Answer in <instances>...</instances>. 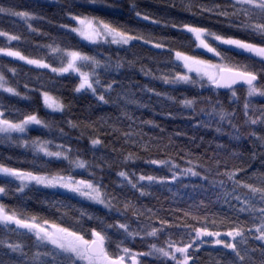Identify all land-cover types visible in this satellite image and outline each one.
<instances>
[{
  "label": "snow or ice",
  "instance_id": "snow-or-ice-1",
  "mask_svg": "<svg viewBox=\"0 0 264 264\" xmlns=\"http://www.w3.org/2000/svg\"><path fill=\"white\" fill-rule=\"evenodd\" d=\"M155 2L0 0V264H264V0Z\"/></svg>",
  "mask_w": 264,
  "mask_h": 264
},
{
  "label": "trees",
  "instance_id": "trees-1",
  "mask_svg": "<svg viewBox=\"0 0 264 264\" xmlns=\"http://www.w3.org/2000/svg\"><path fill=\"white\" fill-rule=\"evenodd\" d=\"M141 7H144L150 11H153V12H159L161 10V6L158 3H156L155 0H141ZM56 11H57V9L51 8V9L47 10V13L53 19L54 23L63 22L60 20L59 16L54 15V13ZM41 27L44 28L45 30H51V31H53V34H55V30L49 29L48 25L43 24V25H41ZM0 29H3L5 31H10V32H15L17 30L14 27L13 23L8 18L0 19ZM33 39L37 42H40L39 37H34ZM3 41H4V38L0 37V46H2ZM13 44H15V42H13ZM23 50L25 51V54H33V55L35 54V50L31 47V45L25 46ZM137 51L141 52L145 56L151 55V53H149L147 49H139L138 48ZM205 58H208V57L206 56ZM10 59L11 58H6L4 62L7 63ZM25 70H27V69H25ZM136 79L139 80L141 83L147 82V78H144V77L137 76ZM63 83L66 85V87L62 90V92H63V95L65 96V98L67 99L70 95V88L72 86L73 81L65 80V81H63ZM155 86L161 90H169V91L171 90L169 86H164V85L160 84L159 82H155ZM175 95H177L179 97L178 93H176ZM21 106H23V105H21ZM80 107H81L80 104L77 103L76 109H75L77 115L80 114V112H79ZM173 110H179V106L178 105L173 106ZM41 115H44L43 109H41ZM137 115H141V113L137 112ZM143 116H144V118H152L151 112H149L147 109L143 110ZM56 118L60 119L58 116ZM156 119L163 126L168 128L169 131H171L173 128H175L177 124L182 123L181 121H176V122L167 121L164 118L159 117V116H157ZM32 134L36 135L37 133L33 132ZM73 135H75V133H73ZM80 146L83 147V144H81ZM0 151L8 152L7 149H4L2 147H0ZM29 207L35 209L38 207V205L33 204L32 202H29Z\"/></svg>",
  "mask_w": 264,
  "mask_h": 264
},
{
  "label": "rangeland",
  "instance_id": "rangeland-1",
  "mask_svg": "<svg viewBox=\"0 0 264 264\" xmlns=\"http://www.w3.org/2000/svg\"><path fill=\"white\" fill-rule=\"evenodd\" d=\"M211 54H208V56H210Z\"/></svg>",
  "mask_w": 264,
  "mask_h": 264
}]
</instances>
